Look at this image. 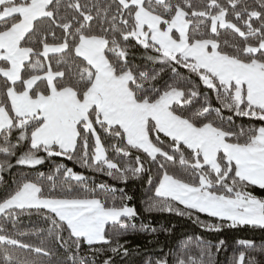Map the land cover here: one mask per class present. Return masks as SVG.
I'll return each mask as SVG.
<instances>
[{
  "label": "snow or ice",
  "instance_id": "6c2138e0",
  "mask_svg": "<svg viewBox=\"0 0 264 264\" xmlns=\"http://www.w3.org/2000/svg\"><path fill=\"white\" fill-rule=\"evenodd\" d=\"M222 30L233 39L222 43ZM139 49L159 70L129 61ZM165 72L171 82H161ZM201 84L219 107L207 93L192 107ZM234 117L259 125L237 130ZM0 157V171L13 158L35 167L64 157L124 183L147 173L146 211L187 217L206 231L264 230V198L251 191L264 190V0H0ZM60 169L83 194L61 186L54 195L55 183L45 194L21 177L0 200V264H64L43 242L6 230L25 213L50 224L72 264H86L82 245L127 255L118 238L135 209L108 206L86 177ZM207 257L172 254L157 264H214Z\"/></svg>",
  "mask_w": 264,
  "mask_h": 264
},
{
  "label": "trees",
  "instance_id": "16d2710c",
  "mask_svg": "<svg viewBox=\"0 0 264 264\" xmlns=\"http://www.w3.org/2000/svg\"><path fill=\"white\" fill-rule=\"evenodd\" d=\"M219 39L223 43L226 39L232 40L233 35L222 30ZM239 40L240 38L236 36L235 41L238 42ZM142 52L143 50L139 49L135 55H130L129 61L141 68L147 64L149 67H155L159 70L160 65H151L150 62L142 58L140 55ZM180 71L187 76L185 70L180 69ZM170 77V72L163 73L161 82L164 80L171 82ZM199 91L201 96L193 99V108L198 107L203 102L202 97L205 93L211 98L212 104L219 107L215 94L211 90L204 88L201 84ZM228 114L226 111L224 112L225 116ZM234 120L237 130L241 125L245 127L250 126L251 123L259 125V122L249 121L248 118L234 117ZM13 142H15V138H13ZM108 155L112 157L115 154L110 150ZM123 159L129 163H134L128 158ZM11 163L13 165L11 168L0 171V200H3L15 189L14 181H18L21 177H27L29 180L43 185L45 194H48V190L53 183L57 186L54 195H61V186L64 189L71 187L74 195L83 194L78 181L71 177L65 178L62 175L64 169H60V172L55 171L59 165L63 164L67 168H72L74 173L86 177L85 182L89 189L95 188L98 198L102 200L107 198L108 206L113 204L117 206L127 205L135 209L137 215L127 221L130 227L126 232L121 230L122 234L118 238V242L127 249V255H124L122 250L120 254H112L108 251V245L93 246L97 249L103 248V252H92L87 245H82L79 255L85 259L86 264H103V261L109 257H111L113 264H157V260L163 259L165 255H168L171 262L172 254L191 255L193 257L203 256L207 259V253L211 254L214 264H239L241 255L244 256V264H250L252 261H255V264H264V230L249 227H222L220 231H206L187 217L156 210L146 211L149 198L153 195L147 183V173L140 178H132L129 175V179L124 183L109 177L103 172L84 168L78 160H68L64 157L46 158L44 163L35 167L16 165L14 158ZM172 170L179 172L178 162ZM39 173H44V176L41 177ZM152 174L155 177V170ZM48 175H53L54 180L49 181L47 179ZM99 184H106L109 189H117V191L105 193L96 187ZM119 189L123 191H119ZM251 191L258 198H264V190L253 188ZM128 197L131 199H128ZM201 219L207 220L208 218L201 215ZM131 225H134V227H131ZM5 228L9 232L26 233V235L17 236L18 239L25 242L36 245L43 242L45 247L53 251L54 260L59 258L64 261V264H72V261L67 258L71 255V252H66L64 248L59 247L54 238L49 236L50 224L46 223L42 216L25 213L18 218L15 229H12L11 224H6ZM106 235L112 241V246H116L117 237L111 227H108ZM65 238H67L66 233ZM220 241L224 242L222 246ZM241 241L250 243L242 244ZM72 250L74 251V246ZM77 264H79L78 261Z\"/></svg>",
  "mask_w": 264,
  "mask_h": 264
}]
</instances>
